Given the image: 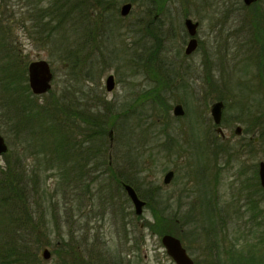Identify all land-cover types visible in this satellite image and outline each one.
<instances>
[{
    "label": "rangeland",
    "instance_id": "1",
    "mask_svg": "<svg viewBox=\"0 0 264 264\" xmlns=\"http://www.w3.org/2000/svg\"><path fill=\"white\" fill-rule=\"evenodd\" d=\"M206 1L167 0L164 14L156 15L148 0H136L129 15L122 17L120 8L130 1L117 0L115 11L108 12V16L105 14L97 26L95 41L79 52L84 70L75 79L69 76L65 67V53L71 47L68 49L63 44L62 49L56 48L57 45L44 43L33 36L30 21L23 26L12 17L13 13L16 16L23 14V2L8 0L11 11L4 12V16L9 17V22L5 20L0 28H3L2 32L9 29V33H0V36L6 35L15 51L4 61L7 53L0 55V67L9 64V60L15 61L24 78L23 83L28 84V65L38 60L47 61L54 80L51 92L31 93V99L39 105L50 101L54 94L63 99L73 96L78 103L80 88L91 91L93 99L108 102L113 108L110 114L117 115V120L108 129L112 138H107L102 163H106L108 154L112 153V167L116 173L120 164L126 166L128 173L133 168L138 178L132 180L139 189V196L149 204L143 208V214L137 216L122 190L119 187L114 190V182L113 188L101 190L102 183L107 181L104 173L87 176L88 180L96 177L88 182L89 191L84 194L79 184H64L56 168L44 170L39 164L42 157L30 154L39 150L37 137L16 138L8 131L10 124L6 117L9 110L0 86V133L10 149L7 158H21L19 169L26 183L27 205L34 220L42 214L45 223L39 225L48 242L39 250L40 264H63L62 260L66 259L63 256L59 259L58 253H54V245H60V239L68 241L70 237L81 244L83 254L91 255L96 264H175L161 242L159 231L164 224L160 223L161 228H156L154 212L166 219L165 229L171 230L173 236L182 241L195 264H246L252 259L257 264L264 262L261 240L264 237V191L259 185L252 191L243 189V177L239 175V171L252 162L256 169L264 162V143L247 127L254 123L248 113L252 116L264 113V72H260V60L259 69L253 66V57L256 54L259 57L264 49V0H260L257 7L251 6L249 11L241 8L243 0H209L208 4ZM186 18L199 23L197 38L200 44L190 57L184 53L189 40L184 26ZM250 20L256 29L260 28L257 32L259 43L255 46L250 43ZM141 25H162L165 32L151 63L147 62V56L157 41L143 38L144 33L138 28ZM80 37L79 34L70 36L67 42L79 46L83 44L76 40ZM174 67L177 77H185L186 85L171 86L169 75ZM110 74L115 78V88L108 92L105 80ZM208 75L215 77L218 87L208 84ZM154 76H159L163 88L154 96H143L158 85ZM218 97L224 99L221 126L226 136H232L231 143L213 139L218 133L210 106L219 100ZM178 104L184 108L180 117L173 115V107ZM237 125L243 130L241 144L245 141L254 145V161L250 163L246 162L244 151H240V138H236L234 132ZM190 127L194 137L208 136V144L198 139L186 140ZM256 138L258 140L254 142ZM214 147L220 150L217 160L211 155L212 150L217 151ZM174 148L180 149L181 155H175ZM163 149L170 150L167 154L170 156H166ZM7 158H0V169L6 167ZM104 167L102 165L101 169ZM205 167L207 177L203 179L199 171ZM170 170L174 171V177L165 184L164 175ZM215 171L220 173L216 184L210 179ZM32 180H37L36 188L42 196L39 203L35 202L37 196L33 197ZM105 185H109V181ZM210 185L214 186L213 191ZM251 193L254 195L250 204L256 215L252 221L253 213L251 215L247 210ZM111 194L116 198L107 200ZM214 201L227 213L226 220L219 219ZM209 222H213V228ZM149 224L154 225L155 231ZM44 248L51 252L47 260L41 256Z\"/></svg>",
    "mask_w": 264,
    "mask_h": 264
},
{
    "label": "trees",
    "instance_id": "2",
    "mask_svg": "<svg viewBox=\"0 0 264 264\" xmlns=\"http://www.w3.org/2000/svg\"><path fill=\"white\" fill-rule=\"evenodd\" d=\"M18 1H22L24 4L23 14L16 16L13 13L15 16L12 15V17L21 22L23 26H26L27 21H30L33 36H37L44 43L57 45L56 48L62 49L63 44L68 49L71 47L68 53H65V67L69 70V76H74L75 79H78L77 77L84 70L79 52L84 50L87 44L95 41V31H97L96 28L101 23V19L104 18L105 14L108 16V12H114L117 5V0ZM128 1L136 3V0ZM166 2L167 0H148L149 6H154L156 15L164 14ZM254 7H257L256 4ZM241 8L249 11L251 6L243 4ZM8 9H10L8 0H0V26L5 20L9 22V17L4 16V12L11 11ZM250 23L252 32L250 43L255 46L259 43L257 32L260 31V28L256 29L252 20ZM144 26L138 27L144 33L143 38L157 41L147 56V62L151 63L162 45L165 32H163L162 25L158 27ZM2 30L3 28H0V33H6V35L9 33V29L7 32H2ZM71 34H79L81 37L76 40L82 41L83 44L73 46L67 42L70 36H73ZM6 35L0 36V55L7 53L2 61L7 60V56L9 57L15 51V48L8 43L9 38L7 39ZM94 45L97 46V44ZM262 50L260 54L263 56L264 49ZM14 57L17 58L16 55ZM18 68V64L13 60H9V64L0 67L2 74L0 76L1 94L9 110L6 117L10 124L8 131L16 138L37 137L40 145L39 150L30 152V154L36 158L42 157L39 162L41 167L44 166L43 169L48 171L56 168L59 170L64 184L73 185L75 183L76 186L79 184L84 194L89 191L88 182L104 173L109 185H105L107 182L105 180L101 190H107L103 187L108 188V190L111 189L110 180L115 179L118 185L120 183L132 185L140 195L138 187L132 180L138 178L136 172L132 171L133 168L129 170L127 167L131 173L127 171V174L121 177L114 173L112 165L108 164V160L106 163H102L107 138L111 137V131L108 129L117 120V115L110 114V111L113 110L112 106L109 107L108 102L103 101V99H93V93L86 88L78 90L77 93L80 96L78 103L73 96L63 99V96L54 94L47 103L36 104L31 99L33 98L32 92L28 84L23 83L24 78L19 74ZM148 70L151 71L152 69L148 67ZM153 79L158 85L145 92L143 96H154L163 88V82L159 76H154ZM210 82L211 77L208 75V83L211 84ZM211 86L213 85L211 84ZM68 99L70 100L66 101ZM218 99L224 100L222 97H218ZM247 116L248 118L251 117V122H254L247 125L249 132L253 136H258L260 141L264 143V113L258 116H252L251 113H248ZM248 130L246 128V131ZM189 132V137L195 135L192 132V127H190ZM160 146L164 148L165 145ZM166 151L163 149L165 155L170 156V154L167 155L170 150L167 149ZM9 153L10 149L5 155L6 158ZM37 154L39 156H36ZM174 154L181 155L180 149L174 148ZM14 159L13 161L7 158L6 167L0 169V264H40L42 260L39 257V250L42 244L48 242L44 231H40L39 225L42 222L44 225L45 223L42 214L38 220H34L33 213L30 212L25 198L26 183L20 172L19 164L16 163L17 161L19 163L21 158L15 157ZM145 162L143 161L142 164ZM102 165L106 166L103 170L101 169ZM34 173L37 175L36 170ZM95 173L97 175L93 176L91 180L87 179V176H92ZM32 181L34 183L32 186L33 197L37 196L35 202L39 203L42 196L38 194V183L37 180ZM114 198L116 196L111 194L107 200ZM146 205L149 206L148 201H146ZM153 216L156 219V228H161L160 223L164 224L163 229L159 231L161 236L173 235L171 230L165 229V218L161 219L156 212ZM209 224L213 228V222H209ZM149 225L155 231L154 225ZM261 240L264 243V237H261ZM60 241V245H54V253H58L59 259L62 256L66 259L62 260L63 264H96L91 255L85 256L83 254L81 244L76 242L73 237H70L68 241L64 239H60ZM84 241L90 245L86 239ZM246 264L257 263L252 259Z\"/></svg>",
    "mask_w": 264,
    "mask_h": 264
},
{
    "label": "water",
    "instance_id": "3",
    "mask_svg": "<svg viewBox=\"0 0 264 264\" xmlns=\"http://www.w3.org/2000/svg\"><path fill=\"white\" fill-rule=\"evenodd\" d=\"M259 0H243V3L246 6L255 4ZM132 3H124L120 8V15L126 17L129 15L132 10ZM185 28L191 37L188 41V44L185 49V54H192L198 46V40L196 38L198 23L194 22L192 19L188 18L184 22ZM54 80V73L49 63L45 60H38L31 62L28 65V85L31 92L34 95H43L48 93L52 88V82ZM105 87L108 92H111L115 88V78L112 74L108 75L105 80ZM224 109L223 101H216L211 105L210 114L213 119V122L218 127L216 132L224 136L223 128L221 127L222 114ZM173 114L175 116H183L184 108L181 104L175 105L173 108ZM242 126L238 125L235 129L236 134H241ZM256 141L258 138L255 139ZM9 151V146L0 133V158ZM259 176L260 183L264 190V162L259 164ZM174 177V171L170 170L164 175V183L169 184ZM125 190L132 201L134 206L135 214L140 216L143 214V208L146 205V202L139 198L135 189L129 185H125ZM161 242L169 255V257L175 262V264H194L193 259L189 256L186 249L182 245V242L179 238L171 235L165 234L162 236ZM41 256L43 259L47 260L51 257V252L48 248L42 250Z\"/></svg>",
    "mask_w": 264,
    "mask_h": 264
},
{
    "label": "flooded vegetation",
    "instance_id": "4",
    "mask_svg": "<svg viewBox=\"0 0 264 264\" xmlns=\"http://www.w3.org/2000/svg\"><path fill=\"white\" fill-rule=\"evenodd\" d=\"M260 1V0H259ZM259 1H257L255 4H258V2ZM210 1L209 0H207L206 1V3L208 4ZM206 4V5H207ZM255 4H252L251 6H253V5H255ZM234 5V4H233ZM232 5V6H233ZM237 8V7H236ZM232 11H234V7L232 8ZM186 19H188V18H186ZM185 19V20H186ZM185 20H184V22H185ZM194 22H197V21H194ZM198 23V22H197ZM185 26V25H184ZM198 28H199V23H198ZM198 28H197V32H198ZM186 29V28H185ZM188 37H189V40H190V36H189V34H188ZM196 38H197V35H196ZM188 40V41H189ZM197 40H198V46H197V49H198V47H199V44H200V39H198L197 38ZM187 44H188V42H187ZM187 44H186V46H187ZM185 49H186V47H185ZM196 49V50H197ZM196 50L192 53V54H190V55H187V54H185L187 57H190V56H192L195 52H196ZM184 53H185V50H184ZM261 55V54H260ZM260 55H259V57H257V56H255V57H253V59H254V63H253V66H255L256 67V69H259V67H258V61L260 60V72H264V55L262 56V57H260ZM263 64V65H262ZM263 68H262V67ZM176 70V68L174 67V68H172L171 69V73H170V75H169V83L170 84H172L171 86H173L174 88L175 87H178V86H180V84H183V85H186V81L185 80H183L185 77L183 76H180V77H177L178 76V72L177 71H175ZM209 72H211V69H210V71ZM210 76H211V73H210ZM212 85H215V77H211V82H210ZM209 84V83H208ZM215 87H218V86H216L215 85ZM217 101H223V100H217ZM216 102V101H215ZM223 103H224V101H223ZM210 108H211V106H210ZM224 108H225V103H224ZM211 115V114H210ZM212 118V117H211ZM222 120H223V116H222ZM212 121H213V119H212ZM214 124V123H213ZM221 124H222V122H221ZM215 126V125H214ZM238 126V125H237ZM222 127V126H221ZM236 129V128H235ZM224 131V130H223ZM235 132V131H234ZM242 133H243V130H242V132H241V134H236L235 133V136H236V138H240L239 139V148H240V151H244L242 154L245 156L244 158H246L247 160H246V162H252V161H254L253 160V158H254V153H255V148H254V145L252 144V143H250V142H248V143H246L245 141H244V144H241L242 143V139H241V135H242ZM112 138V137H111ZM187 139L186 140H188V141H190V140H196V139H198V140H200V141H202V143H206V144H208V142L207 141H209V137L208 136H200V137H194V136H190V137H186ZM213 137H210V139H212ZM217 138H219L220 139V141H221V143H227V142H229V143H231V138H232V136H226L225 135V133H224V136L223 135H221V134H219L218 133V136L216 137V138H213V139H215V140H217ZM238 140V139H237ZM256 140H254V142H255ZM226 146H228V145H226ZM215 148V147H214ZM217 151H214V150H212V154L211 155H213V156H215V160H217V157L219 156V154H220V150L218 149V147H216L215 148ZM221 149V148H220ZM9 152V151H8ZM8 152L6 153V154H8ZM5 154V155H6ZM5 155H3L4 157H5ZM210 155V156H211ZM2 156V157H3ZM209 156V158H211ZM1 157V158H2ZM11 160H15L14 158H12ZM14 163V162H13ZM17 164H19V167H22V162H21V160L19 161V163H18V161L16 162ZM108 164H110V165H112V153H109L108 154ZM126 165V164H125ZM216 170H217V168H215ZM113 171H114V173L116 174V175H118V176H124L125 174H126V166H123L122 164H120V168L119 169H117V171H118V173H116V169H114L113 168ZM204 171V172H203ZM203 171H199V173L200 174H202L201 176H202V178L204 179V177H207V168L205 167V169L203 170ZM219 172H217V171H215V173H214V175H210V179H211V181L213 182L214 181V183L216 184V183H218V178H219ZM239 175L240 176H242L243 177V179L241 180V187L243 188V189H245V190H250V191H252V190H254V188L257 186V185H259L258 187L260 188V189H262L263 190V188H262V186H261V183H260V176H259V165H258V168L256 169V167H255V164H253V162L251 163V165L250 166H248V167H243L240 171H239ZM205 179H207V178H205ZM210 181V182H211ZM110 182H111V184H110V187L111 188H113V182L116 184V187L114 188V190L115 189H117V187H119L121 190H122V193H123V195L127 198V201H129L131 204H132V201L130 200V198H129V196H128V194H127V192H126V190H125V183H120L119 185L117 184V181L115 180V179H111L110 180ZM132 186V185H131ZM212 185H210V189L213 191L214 190V186H212ZM133 187V186H132ZM134 188V187H133ZM135 189V188H134ZM135 191H136V189H135ZM215 191H216V189H215ZM264 191V190H263ZM136 193H137V191H136ZM137 195H138V193H137ZM253 195H254V193H251L249 196H248V201H249V203H248V205H247V207H248V211L249 212H251V215H252V213H253V215L252 216H250V218H251V221L252 220H254L255 218H256V215H254V212L252 211V210H254V206H253V204L251 205L250 204V200H251V198L253 197ZM139 196V195H138ZM252 196V197H251ZM139 198H141L140 196H139ZM211 200V199H210ZM207 204H208V202H207ZM214 204L216 205L215 206V209H217V214H218V217H219V219H224V220H226V218H227V213L226 212H224V210H222V209H220L218 206H217V203H215V201H214ZM133 205V204H132ZM235 213H237L238 214V211L237 212H235ZM260 217V216H259ZM253 218V219H252ZM218 219V218H217ZM182 242V241H181ZM183 245V244H182ZM185 248V247H184ZM186 249V248H185ZM186 251H187V249H186ZM187 253H188V251H187ZM189 254V253H188ZM190 256V255H189ZM191 257V256H190ZM194 261V260H193ZM194 264H195V261H194Z\"/></svg>",
    "mask_w": 264,
    "mask_h": 264
}]
</instances>
